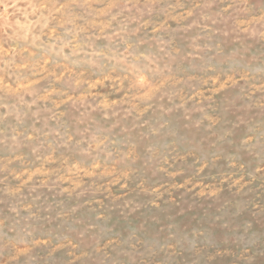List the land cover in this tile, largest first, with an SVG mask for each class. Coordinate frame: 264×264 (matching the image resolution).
I'll return each mask as SVG.
<instances>
[{"label":"rangeland","instance_id":"rangeland-1","mask_svg":"<svg viewBox=\"0 0 264 264\" xmlns=\"http://www.w3.org/2000/svg\"><path fill=\"white\" fill-rule=\"evenodd\" d=\"M0 264H264V0H0Z\"/></svg>","mask_w":264,"mask_h":264}]
</instances>
